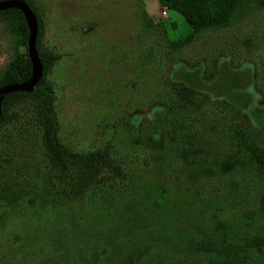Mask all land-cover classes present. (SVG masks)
<instances>
[{
  "label": "rangeland",
  "instance_id": "rangeland-1",
  "mask_svg": "<svg viewBox=\"0 0 264 264\" xmlns=\"http://www.w3.org/2000/svg\"><path fill=\"white\" fill-rule=\"evenodd\" d=\"M32 1L60 55L48 76L60 140L108 147L126 178L64 197L22 112L0 131V264H256L242 249L264 262L250 247L264 239V174L217 114L238 109L264 147V5L168 54L155 24L171 41L191 28L159 0ZM16 40L0 25V72ZM163 82L208 101L180 103Z\"/></svg>",
  "mask_w": 264,
  "mask_h": 264
},
{
  "label": "trees",
  "instance_id": "trees-1",
  "mask_svg": "<svg viewBox=\"0 0 264 264\" xmlns=\"http://www.w3.org/2000/svg\"><path fill=\"white\" fill-rule=\"evenodd\" d=\"M22 1L36 17L35 48L42 75L31 92H13L3 98L0 105V131L17 123L22 117V112L27 114V122L40 132V146L47 163L48 178L53 186L60 189V194L68 199L83 197L92 186L125 180L126 174L116 164L108 147L81 153L72 150L60 140L59 123L55 113V94L48 79L60 55L44 46V23L33 1ZM159 3L167 10L180 14L191 28L186 36L171 41L166 36L163 25L155 24L162 45L169 54L187 48L201 33L227 27L252 10L261 8L264 0H159ZM0 25L5 32L17 39L12 56L0 72L1 88L27 81L31 76V64L27 55L28 27L22 13L17 9L1 11ZM20 47H23L25 52L20 51ZM161 85L174 95L178 102L185 105L196 107L197 101H208L206 95H199L179 84L163 82ZM217 114L230 116L237 121V129L233 130V135L237 138L244 157L264 174V147L249 134L250 125L247 118L238 109L228 106H222L217 110ZM3 183L10 191L15 181L9 177L4 179ZM250 247L263 249L264 239H256ZM228 250V254L234 252L233 249ZM242 251L251 259H255L256 264H264L256 259L253 250ZM213 264L228 263L216 261Z\"/></svg>",
  "mask_w": 264,
  "mask_h": 264
},
{
  "label": "water",
  "instance_id": "water-1",
  "mask_svg": "<svg viewBox=\"0 0 264 264\" xmlns=\"http://www.w3.org/2000/svg\"><path fill=\"white\" fill-rule=\"evenodd\" d=\"M7 9L19 10L28 27L27 40V55L31 64L30 78L20 84H10L0 88V105L3 98L13 92H31L34 86L38 83L42 75V69L37 56L35 41H36V17L29 6L22 0H6L0 1V12Z\"/></svg>",
  "mask_w": 264,
  "mask_h": 264
}]
</instances>
